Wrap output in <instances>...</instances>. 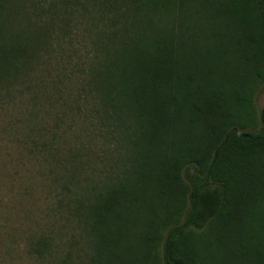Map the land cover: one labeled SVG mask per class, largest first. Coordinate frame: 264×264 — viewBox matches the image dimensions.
Listing matches in <instances>:
<instances>
[{
    "label": "trees",
    "instance_id": "obj_1",
    "mask_svg": "<svg viewBox=\"0 0 264 264\" xmlns=\"http://www.w3.org/2000/svg\"><path fill=\"white\" fill-rule=\"evenodd\" d=\"M63 78L95 139L36 130L69 236H33L30 255L264 264V0H0V103L51 102Z\"/></svg>",
    "mask_w": 264,
    "mask_h": 264
},
{
    "label": "rangeland",
    "instance_id": "obj_2",
    "mask_svg": "<svg viewBox=\"0 0 264 264\" xmlns=\"http://www.w3.org/2000/svg\"><path fill=\"white\" fill-rule=\"evenodd\" d=\"M80 55L82 53L78 52L72 59ZM62 63L68 68L67 62ZM50 67L56 72L59 65L55 63ZM63 84L65 89L51 102H45L41 96L34 98L33 94L16 91L9 103H0V264H52L28 253L29 239L51 232L59 235L54 240L60 249H64L60 246L62 242L68 241L69 232L56 203L58 186L51 178L53 160L43 151L38 152V147L32 143L41 140L36 131L40 126L51 129L57 121L59 125L62 123L61 139L67 141V146H82L88 143L89 136L94 137L85 131V122H80L71 111L76 99V84L69 80L60 86ZM263 101L264 83L256 96L257 109ZM100 146V141L92 140L93 149Z\"/></svg>",
    "mask_w": 264,
    "mask_h": 264
},
{
    "label": "water",
    "instance_id": "obj_3",
    "mask_svg": "<svg viewBox=\"0 0 264 264\" xmlns=\"http://www.w3.org/2000/svg\"><path fill=\"white\" fill-rule=\"evenodd\" d=\"M237 134L240 135V136H245V137L249 136L247 133H244L242 131H238Z\"/></svg>",
    "mask_w": 264,
    "mask_h": 264
}]
</instances>
